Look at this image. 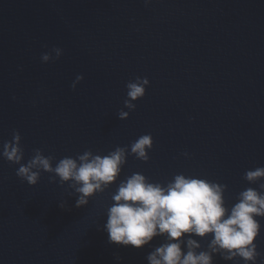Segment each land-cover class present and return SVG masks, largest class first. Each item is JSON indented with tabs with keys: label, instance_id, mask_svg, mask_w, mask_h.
<instances>
[{
	"label": "water",
	"instance_id": "1",
	"mask_svg": "<svg viewBox=\"0 0 264 264\" xmlns=\"http://www.w3.org/2000/svg\"><path fill=\"white\" fill-rule=\"evenodd\" d=\"M136 77L149 86L120 120ZM13 131L24 163L42 149L53 166L145 134L154 143L147 163L129 155L118 180L80 208L67 184L42 173L29 186L0 157V264H148L162 237L135 249L110 243L104 230L120 181L206 178L227 185L229 208L258 189L243 176L264 166V0H0V149Z\"/></svg>",
	"mask_w": 264,
	"mask_h": 264
},
{
	"label": "clouds",
	"instance_id": "2",
	"mask_svg": "<svg viewBox=\"0 0 264 264\" xmlns=\"http://www.w3.org/2000/svg\"><path fill=\"white\" fill-rule=\"evenodd\" d=\"M53 50L57 53L55 59H59V48ZM41 60L48 62L50 55L43 54ZM83 78L77 75L71 85L73 90ZM148 86L146 77H136L126 84L124 107L128 111L121 110L118 119L129 118ZM153 143L151 134H145L129 146H117L106 155L86 150L75 157L65 156L53 166L55 156H45L42 149H35L24 163L22 137L13 131L12 139L2 145L0 157L18 165L16 176L29 186H36L42 173L49 174L50 183L58 179L60 186L67 184L76 194L75 206L80 208L118 180L129 155L147 163ZM243 179L258 189L248 187L241 191L237 202L229 208L225 201L226 184L181 173L164 185L133 173L119 182L111 196L113 203L107 208L103 226L109 242L141 249L154 238L162 237L164 242L147 255L148 264H214L216 255L237 264L240 260L244 264H257L261 253L256 241L262 228L260 218H264V166L246 170ZM60 207L65 206L61 203ZM193 237L207 239V249L203 250Z\"/></svg>",
	"mask_w": 264,
	"mask_h": 264
}]
</instances>
